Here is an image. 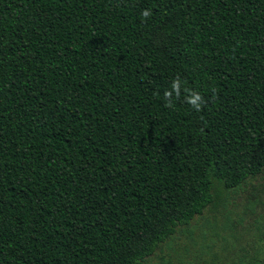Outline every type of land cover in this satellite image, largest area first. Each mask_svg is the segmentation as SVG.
Instances as JSON below:
<instances>
[{"label":"trees","instance_id":"16d2710c","mask_svg":"<svg viewBox=\"0 0 264 264\" xmlns=\"http://www.w3.org/2000/svg\"><path fill=\"white\" fill-rule=\"evenodd\" d=\"M262 174L264 0H0V264H145Z\"/></svg>","mask_w":264,"mask_h":264},{"label":"rangeland","instance_id":"374dc122","mask_svg":"<svg viewBox=\"0 0 264 264\" xmlns=\"http://www.w3.org/2000/svg\"><path fill=\"white\" fill-rule=\"evenodd\" d=\"M219 187V186H218ZM178 228L145 264H261L264 259V174Z\"/></svg>","mask_w":264,"mask_h":264},{"label":"clouds","instance_id":"9594fccd","mask_svg":"<svg viewBox=\"0 0 264 264\" xmlns=\"http://www.w3.org/2000/svg\"><path fill=\"white\" fill-rule=\"evenodd\" d=\"M152 15L151 10L144 9L141 12V17L143 20H147ZM182 91L183 102L188 104L193 110L199 112L202 110L204 104V97L195 90H190L187 88L182 89L181 78L176 76L172 79L169 89L164 92V99L167 101L168 107H173L177 101L181 99Z\"/></svg>","mask_w":264,"mask_h":264}]
</instances>
